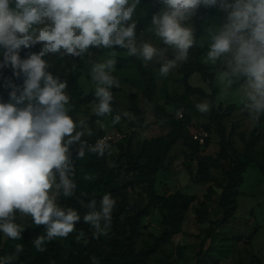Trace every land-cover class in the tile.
<instances>
[{"label": "rangeland", "instance_id": "obj_1", "mask_svg": "<svg viewBox=\"0 0 264 264\" xmlns=\"http://www.w3.org/2000/svg\"><path fill=\"white\" fill-rule=\"evenodd\" d=\"M156 2L163 5L160 0H139L132 20L128 21V24L136 23L135 41L138 48L147 42L158 50L159 54L152 60L142 59L156 79L154 100L172 115L179 129V139L170 149L163 170L156 175L155 191L158 201L154 204L150 200L148 176L144 170L135 166L134 161L145 164L147 142L166 135L170 127L155 119L143 95L145 85L135 65L128 63L121 68L116 66L117 59L126 58L127 53L114 51L112 48L90 47L81 57L62 55L61 50L60 53H48L42 58L48 64L50 73L67 85L69 69L78 65L82 67L78 78L79 90L83 96L90 95L91 100L79 105L74 112L76 130L84 132L81 142L92 136L90 124L93 119L96 132L109 134L119 131L126 135L122 141L110 145L103 156L97 154L93 159L87 152L84 157L78 158L81 142H74L69 146V156L75 165L74 175L70 178L78 187L79 193L86 196L83 198L85 203L96 200L97 210L102 197L111 194L116 201L114 210L117 213L120 211V216L114 219L116 229L110 226L106 235L96 238V230L86 223L89 235L94 237L91 242L84 236L77 239L79 232L76 231L66 238L56 237L55 240L65 256L88 257L94 264H119L121 246L114 241L122 244V238L130 227L135 226L138 233L134 246L135 251L139 252L167 229L166 219L175 216L176 233L144 264H196L198 259L199 264H264V115L260 116L258 122L254 121L245 107L247 100L240 91L241 87L228 91L226 88L229 76L224 81L220 80L221 74L226 72L224 65L230 68L228 61L232 60L233 53H226L215 63L207 60L213 36L227 22L231 9L225 10L220 4L218 10L205 20L202 62L208 67L212 78L208 80L196 73L192 74L189 84L201 88L203 94L185 93L182 75L178 72L185 59L176 61L167 75L160 72L163 64L175 59L177 50L163 43L156 35L155 25L147 18V10ZM227 2L234 3V0ZM192 23L193 15L185 22V26L191 28ZM42 47V43L30 48L22 47L19 56L26 59L31 54H38ZM109 59L116 60L110 74L118 81L119 87L113 85L109 89L113 96L111 113L98 116L94 111L98 103L94 95L98 84L92 78V68L94 64L104 63ZM9 65L10 62L5 63L0 46V74ZM25 79L18 69L6 77L0 86L3 103H15L10 99V93L15 86L19 96ZM213 89L218 90L214 100ZM224 90L227 91L226 94ZM65 93L68 95L67 87ZM201 103L209 104L208 112L198 110L197 105ZM218 103L223 108L227 105L235 107L224 120V153L221 152L216 125H209L211 109L216 108ZM26 104L27 101L17 107L23 108ZM65 107L69 115V103ZM125 112L129 115L125 116ZM116 115H120L121 119L119 123L113 124ZM139 119L150 124L142 132L135 131L140 125ZM81 121L83 127L80 125ZM207 125L209 132L205 129ZM202 131L208 133L207 138L203 144H199L198 152L192 153L188 144L194 141V134ZM198 163L202 164L201 170H198ZM238 164L243 168L241 183L228 200L223 198L228 173ZM85 175H90L93 179H85ZM50 194L57 197L58 206L68 208L62 202L61 191L55 186ZM185 197L189 199L181 210L180 205ZM222 199L223 205L220 202ZM82 208L84 214L89 211ZM31 219L30 215L16 211L13 222L23 229L21 235L29 228ZM17 243L18 239L13 240L0 232L3 258L14 257L6 261V264H23L14 253Z\"/></svg>", "mask_w": 264, "mask_h": 264}, {"label": "clouds", "instance_id": "obj_2", "mask_svg": "<svg viewBox=\"0 0 264 264\" xmlns=\"http://www.w3.org/2000/svg\"><path fill=\"white\" fill-rule=\"evenodd\" d=\"M12 2L0 0V46L6 50L5 63L10 62L26 79L19 96L13 86L10 99L15 103H0V232L13 240L21 239L23 229L13 222L15 213L30 215L37 226H46V235L33 241L38 251H44L42 246L46 241L66 238L81 220L77 210L58 206L57 197L50 193L55 186L62 190L64 197L75 195L76 184L70 178L75 165L69 156V146L81 142L84 132L76 130L77 123L65 107L69 102L65 93L67 83L46 72L48 64L42 58L61 50L62 55L81 57L90 47L113 46L127 48L130 56L139 54L145 61L159 53L147 42L138 48L136 23H127L132 20L139 0L132 3L129 0H15L19 11L10 8ZM160 2L165 9L153 16L152 24L163 43L177 50L175 59L161 66V74L167 75L176 61L187 58L193 46V30L185 22L201 5L215 6L217 0ZM221 7L231 11L222 29L213 36L207 60L215 63L226 53H233L232 60L228 61L231 75L244 78L240 91L247 100L245 107L258 122L264 115V0H234V3L221 0ZM37 43L43 44L38 54L20 58L22 47L30 48ZM115 64V59H109L92 68V78L98 84L94 93L98 99L94 111L98 116L112 111L113 96L109 89L113 85L119 87L110 74ZM228 75V72L222 73L220 80L224 81ZM232 84L233 80L228 79L227 86L230 88ZM25 101V107H17ZM197 108L206 113L209 104L201 103ZM120 119L116 115L113 124ZM80 125L83 127V121ZM86 143L81 142L78 158L84 157ZM107 147L99 140L88 146L87 151L103 156ZM85 179L93 177L85 175ZM78 202L89 210L82 218L96 230V238L106 235L116 204L111 194L102 197L99 210L95 199ZM83 236L81 231L77 239ZM21 251L23 246L16 245V253ZM12 259L13 256L5 257L0 264Z\"/></svg>", "mask_w": 264, "mask_h": 264}, {"label": "trees", "instance_id": "obj_3", "mask_svg": "<svg viewBox=\"0 0 264 264\" xmlns=\"http://www.w3.org/2000/svg\"><path fill=\"white\" fill-rule=\"evenodd\" d=\"M221 0H217V5L215 6H203L201 5L193 14V23L191 28L193 30V46L189 48L188 55L185 61L180 66L178 72L182 75V82L184 84L185 93H196L203 94V90L199 87H193L189 84V78L192 74L196 73L206 79H211L212 74L209 72L208 67L202 62V55L205 48L202 46V39L204 33V22L207 18L212 16L220 7ZM10 8L19 11L15 8V0L10 4ZM161 10H163V5L159 2L153 4L147 10V18L152 23L153 16L159 15ZM128 23V22H127ZM127 26V25H126ZM2 47V46H1ZM114 51L118 52H126L127 57L117 59L116 66L121 68L128 63H133L137 69V72L140 76V79L145 85L144 97L147 101V104L151 108V111L155 117V119L170 127V131L164 135L154 139H151L147 142V148L145 151V164H138L137 161H134V164L140 170H144L148 176L147 185L150 194L151 204H154L158 201V197L155 191V183H156V175L161 172L164 168V161L168 158V154L170 149L174 146L176 141L179 139L178 133V125L176 121L172 118V115L167 113L165 108L159 105L154 100L155 89H156V79L153 72L145 65L142 57L137 55H129L127 48H122L120 46H113ZM3 56L5 53V49L2 47ZM224 70L229 73V79L233 80V84L229 88L227 86L226 90H234L236 88H240L243 84L244 78L242 76H233L231 75V69L224 65ZM15 69L10 65L1 72L0 74V86L3 81H5L6 77L11 76L14 73ZM46 72L50 73V70L46 68ZM82 67L78 65L77 67L69 69V83L67 85V93L69 95V116L73 118L76 122V118L74 116V112L77 107L82 104H86L91 100L90 95L83 96L78 86V78L81 75ZM51 74V73H50ZM54 77V76H53ZM55 78V77H54ZM41 86H43V81H41ZM218 93L217 89H213V100L215 94ZM133 98V97H132ZM134 100V99H133ZM0 103H3L2 98L0 97ZM234 105H227L226 107H222L221 103H218L216 108L211 109L210 114V124L216 125V132L220 139L221 144V152H225V125L224 120L226 119L228 113L233 110ZM140 125L136 127V132H142L147 129L150 124L146 123L142 119H139ZM209 125L205 127L206 131L209 132ZM90 130L92 132V136L89 139H85L87 143L92 139L104 134L103 132H96L94 130V119L91 121ZM207 141V140H206ZM87 143L85 146V152L90 153L93 157H95L94 153L87 151ZM189 149L192 153H197L199 150V143L196 141H191L189 144ZM107 150V149H106ZM132 156H130V160H132ZM241 165H235L231 171L228 173V183L225 188V193L223 198H230L231 195L235 194L236 187L241 183V173L243 172V168ZM202 169V164L198 163V170ZM59 183V179L57 180ZM61 191L62 202L66 207H71L78 211V214L81 215V220L76 223L75 230L76 232H83L84 237L88 241H92L94 237L89 235L87 231L86 223L83 221V208L78 200L85 198V195H81L79 193V189L76 186L75 195L73 197H64L63 192ZM189 197H185L183 202L180 205V209H184ZM221 204H224L223 199L220 201ZM145 213V211L143 212ZM142 212L140 214H143ZM139 214V215H140ZM120 216V211L114 210L112 213V222L111 227L116 229L115 218ZM176 217H168L166 219L165 229L159 237L153 239L151 244L147 243L145 248L139 252L135 251V240L138 235L135 226L130 227L128 233L122 238V244L120 242L114 241L117 245L121 246L120 249V258L121 261L119 264H144L145 261L154 254L162 245L168 243L172 236L176 233ZM225 220V219H224ZM46 226L39 225L37 226L33 220L31 219V224L29 228L21 235V239H18V243L16 245H22L23 251L20 253H16V245L14 247V253L18 258V261L23 264H94L91 259L87 258H79L75 255L65 256L60 247L58 246L55 238L51 242L46 241L42 246L45 250L38 251L34 246L33 241L39 236H45ZM4 257V251L0 250V260ZM196 264H199V259Z\"/></svg>", "mask_w": 264, "mask_h": 264}, {"label": "built area", "instance_id": "obj_4", "mask_svg": "<svg viewBox=\"0 0 264 264\" xmlns=\"http://www.w3.org/2000/svg\"><path fill=\"white\" fill-rule=\"evenodd\" d=\"M208 133L206 131H202L198 134H194L193 135V140L196 141L199 144H203L204 140L207 138ZM126 137V135L122 132L119 131H115L109 134H102L94 139H92L91 141H89L87 143V147L91 146V145H95L97 141L99 140H103L108 147L112 144L118 143L120 141H122L124 138ZM107 147V148H108Z\"/></svg>", "mask_w": 264, "mask_h": 264}]
</instances>
